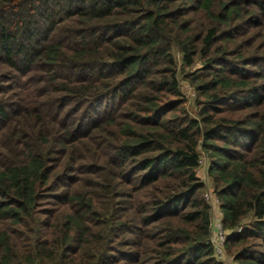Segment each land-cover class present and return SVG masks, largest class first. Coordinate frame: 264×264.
I'll use <instances>...</instances> for the list:
<instances>
[{"label": "trees", "instance_id": "1", "mask_svg": "<svg viewBox=\"0 0 264 264\" xmlns=\"http://www.w3.org/2000/svg\"><path fill=\"white\" fill-rule=\"evenodd\" d=\"M247 1L264 11V0ZM199 11L208 26L198 33L190 16ZM238 13L223 0H0V264H110L102 252L92 257L109 248L93 230L122 220L134 264H224L197 176L200 149L222 185L226 245L264 241V167L249 172L228 151L238 133L251 135L224 117L237 100L231 89L244 84L239 73L216 63L213 81L197 88L227 92H204L198 120L174 121L187 74L178 55L191 66L199 48L234 42L222 29ZM92 114L106 120L87 126ZM109 156L114 175L93 169ZM86 174L133 190L124 215L107 213L114 192L82 190ZM249 215L252 226L239 231ZM180 216L189 226H171L166 242L150 245L149 227ZM235 261L259 258L243 251Z\"/></svg>", "mask_w": 264, "mask_h": 264}, {"label": "rangeland", "instance_id": "2", "mask_svg": "<svg viewBox=\"0 0 264 264\" xmlns=\"http://www.w3.org/2000/svg\"><path fill=\"white\" fill-rule=\"evenodd\" d=\"M227 7L231 5H239V13L230 21L229 25L222 29L227 38L234 39V42H222L218 45L220 48L197 50L195 56L192 57L191 66H186L182 55H178V62L180 69L187 73L180 74V89L182 92L181 108L177 111L174 121L179 118L194 119L200 118L202 107L207 105V95L204 92L209 91L210 94L223 95L227 92L224 88H218L214 92V85H210L209 90L198 89L197 85L200 83H211L213 81V70L218 67L216 63L224 66L227 74L233 75V72L239 73L238 76H233L236 79L242 78L243 85L240 83L235 85L231 91L235 94L237 99L235 102H228L229 107H233V112L225 114L224 117L238 122L239 126L244 131H250L251 135L248 138L242 133H238L236 139L228 146V151L234 154L248 169L249 172L256 173L260 167H264V11L251 7L247 0H223ZM219 7V6H218ZM207 15L204 11H199L190 16L191 21L195 22L196 32L205 29L208 26L206 20ZM202 47V46H201ZM226 50L223 55L219 50ZM224 61V62H223ZM244 68V69H242ZM220 74V73H219ZM188 75V76H187ZM262 75V78H260ZM189 77V78H187ZM190 78H195V84L190 82ZM244 78V79H243ZM239 80V81H240ZM8 96H15V93H10ZM250 103V104H249ZM102 118L101 114H92L89 118L88 125L96 123ZM94 120V122H93ZM106 120V119H105ZM102 120L101 121H105ZM253 124L254 126H250ZM258 126V127H257ZM99 138H97L98 141ZM237 143V144H236ZM220 147L222 142H218ZM201 156L205 160L202 166L199 165L197 169V176L201 183L204 184V198L206 194L212 197H217L216 190L220 189L222 185L215 181L210 171L211 160L200 149ZM109 155L111 150L107 152ZM104 163H97L93 169L99 170L103 174L114 175V165H112L113 158L109 156L104 158ZM84 188L82 190L93 192L98 198L104 199L106 192H114L113 210L107 213H115L122 216L126 213L127 196L133 195V190L124 189L123 186H118L117 182L110 180L98 179L92 184L90 176L83 175L79 177ZM114 183V184H113ZM121 196V198H118ZM206 199V198H205ZM146 200V199H145ZM147 201V200H146ZM207 201V200H206ZM209 202V201H207ZM221 202V199H220ZM210 205V204H209ZM212 220L217 218V207L211 206ZM102 211V210H99ZM190 209L185 210L187 213ZM225 212V209L223 208ZM184 215V214H182ZM104 223H112L113 219L109 216L100 217ZM255 218L253 215L242 220L240 228L249 229ZM128 220H122L121 226L119 223L113 224V228L105 231L102 225L96 227L94 238L106 239L104 247H109L101 251H96L92 256H99L100 253L106 255L105 259H110V264H134L137 259L133 248L129 247L130 234L127 231ZM161 222V223H160ZM155 223L147 230V235L152 242L150 245L155 246L157 243L166 242L168 239L166 231L171 226L176 230V226H189L184 223L183 217L180 216L175 220H163ZM176 225V226H175ZM227 257L233 264H249L235 261V256L243 251L250 252L254 257L259 258L256 264L264 263V241L261 239H241L239 242H230L225 247ZM260 253V254H258ZM245 259H248L246 257ZM256 259H254V262ZM141 264V263H140Z\"/></svg>", "mask_w": 264, "mask_h": 264}, {"label": "built area", "instance_id": "3", "mask_svg": "<svg viewBox=\"0 0 264 264\" xmlns=\"http://www.w3.org/2000/svg\"><path fill=\"white\" fill-rule=\"evenodd\" d=\"M205 160L201 157L199 160V165L202 166ZM205 198L208 203L213 206L217 207V218L212 220L211 228H212V235H211V243L213 246L214 257L224 263V264H233L231 260L228 259L226 253V241L228 232L223 227V219L225 212L221 207V202L219 197H212L210 194H206ZM242 228L238 230L241 231Z\"/></svg>", "mask_w": 264, "mask_h": 264}, {"label": "crops", "instance_id": "4", "mask_svg": "<svg viewBox=\"0 0 264 264\" xmlns=\"http://www.w3.org/2000/svg\"><path fill=\"white\" fill-rule=\"evenodd\" d=\"M223 209V208H222Z\"/></svg>", "mask_w": 264, "mask_h": 264}]
</instances>
